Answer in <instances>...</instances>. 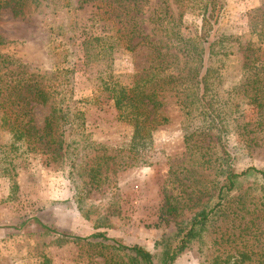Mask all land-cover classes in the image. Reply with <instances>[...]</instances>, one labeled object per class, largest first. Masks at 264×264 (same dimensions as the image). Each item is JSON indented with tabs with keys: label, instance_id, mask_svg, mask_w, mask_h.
I'll return each instance as SVG.
<instances>
[{
	"label": "rangeland",
	"instance_id": "rangeland-1",
	"mask_svg": "<svg viewBox=\"0 0 264 264\" xmlns=\"http://www.w3.org/2000/svg\"><path fill=\"white\" fill-rule=\"evenodd\" d=\"M76 1L27 2L18 17L0 9V54L21 66L10 77L21 72L50 93L45 104L26 98L30 125L42 128L51 103L57 112L61 104H69L72 110L71 126H61L68 142L66 154L61 150L53 154L52 145L44 147L41 142L28 150L0 127V264H39L42 258L49 264H102L105 257L129 264L126 255L107 246L109 241L89 239L98 233L127 247L143 248L153 264H160L158 236L171 230L173 223L188 221L202 208L211 207L223 171H264V136L255 144L244 141L251 135L249 105L242 91L248 72L243 63L250 56L264 59V46H258L249 30V14L262 8L264 0H223L208 40L229 37L219 45L226 55L218 57V92L236 120L226 127L221 142L225 156L212 131L197 136L198 122L184 119L179 93L171 90L161 94L157 113L167 121L152 132L143 165H130L126 159L131 128L118 119L101 86L107 81L128 83L146 67L148 52L143 46L124 47L115 35L119 29L115 16L105 19L91 3L78 8ZM168 3L186 28L198 29L196 3ZM92 38L98 42H91ZM139 40L136 37L129 45ZM241 128L248 134L240 136ZM191 134L185 143L183 138ZM193 143L207 145L209 159L202 158L198 148H190ZM164 195L178 210L176 221L167 225L158 218ZM237 195L247 203L264 202V177L251 173L241 177L229 200ZM220 214L171 264H210L216 255L222 260L234 248H249V231L242 238H231L232 243H212L229 226Z\"/></svg>",
	"mask_w": 264,
	"mask_h": 264
},
{
	"label": "trees",
	"instance_id": "trees-1",
	"mask_svg": "<svg viewBox=\"0 0 264 264\" xmlns=\"http://www.w3.org/2000/svg\"><path fill=\"white\" fill-rule=\"evenodd\" d=\"M39 1L0 0V9H8L13 17H18L22 14L25 3L38 4ZM173 1H188L198 5L200 23L197 30H189L183 25L180 17L172 12L168 0L76 1L78 8L91 3L105 19L115 16L119 24L115 35L119 34L117 39H122L124 47L133 49L136 46H143L146 53L148 52L146 67L134 74L128 83L107 81L101 86V91L107 94L118 119L131 128L126 157L130 165L147 163L146 155L151 149L152 132L167 121L157 113L162 106L160 98L164 91H178V105L184 119L198 122L197 136H207V132L212 131L216 136L219 152L221 151L220 154L224 156L226 151L221 142L226 127L230 126L231 122H236L234 118L231 119L227 104L218 92L220 76L218 57L226 55L223 47L219 45L221 41L226 42L229 37L222 36L219 37L220 40L215 38L208 41L214 20L222 9L223 0ZM249 30L250 34L256 37L258 46H264V6L250 12ZM136 37L140 40L134 46H130L129 42ZM97 40L92 38L91 42H98ZM2 43L0 39V45ZM15 63V60L0 54V127H3L12 138L25 143L28 150L35 149V144L42 143L44 147L52 145L53 154L59 150L66 154L68 142L64 140L61 126L62 124L71 126L68 119L72 111L70 105L61 104L59 108L62 109L57 112L51 103L49 115L44 119L42 128L35 129L30 125L31 119L28 118L25 100L28 98L30 101L45 104L50 99V93L37 81L24 78L21 72L17 73L20 76L10 77L21 67ZM243 68L245 72L248 71L245 73L247 76L242 83L244 89L242 91L249 105L248 124L251 135L245 136L244 141L249 140L250 145L264 136V59L250 56L243 63ZM77 113L81 116V113ZM245 126L242 125L243 128ZM243 128L240 136L248 134ZM190 136L192 134L185 136L183 141L186 143ZM192 147L198 148L202 158L207 156L209 159L207 145L193 143L190 148ZM250 173L264 177L263 170L254 168H247L239 173L223 171V182L217 190L215 203L211 207L202 208L188 221L173 223L171 230L158 236L157 245L162 246L160 264H171L190 242L201 238L200 234L206 230L217 213H221L223 221L230 228L227 226L221 230L218 238H213L212 243L216 244L217 241L232 243L231 238H242L249 231V248L245 246L241 247L242 250L234 248L232 254H225L222 260L216 255L210 260V264L264 263V202L258 199V203H247L239 195L229 200V193L236 188L237 181ZM11 188H16L14 182ZM248 206L249 213L246 211ZM247 214L249 219H246ZM177 216V205L170 196L164 195L163 203L159 207V220L167 225L170 220L176 221ZM97 238L109 241L110 244L107 246L126 255L129 264H153L150 254L143 248L124 246L112 239L104 238L100 233L93 234L89 239ZM99 245L101 246L100 242ZM39 264H49V261L42 258ZM102 264L118 262L105 257Z\"/></svg>",
	"mask_w": 264,
	"mask_h": 264
}]
</instances>
